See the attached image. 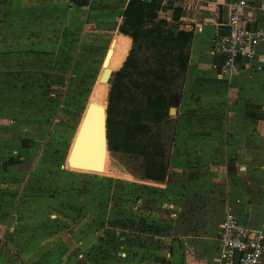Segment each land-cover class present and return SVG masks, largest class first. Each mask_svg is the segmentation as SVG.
I'll list each match as a JSON object with an SVG mask.
<instances>
[{
	"label": "crops",
	"instance_id": "obj_1",
	"mask_svg": "<svg viewBox=\"0 0 264 264\" xmlns=\"http://www.w3.org/2000/svg\"><path fill=\"white\" fill-rule=\"evenodd\" d=\"M229 1L232 0H162L165 8L159 12L167 20L176 14L179 29L191 31L192 40L169 173L164 182L141 180L153 199H138L140 203L136 206H144L146 210L137 220L142 218L163 228L170 226L166 234L171 233L179 241L178 264H217V234L227 210L241 224L264 232V43L257 45L255 58L244 62L239 71L222 75L223 58L213 52V46L219 36L217 27L227 25ZM247 1L254 19L251 26L264 31V11L259 9L261 0ZM127 2L6 0L0 18V69L30 62L37 67L32 70L46 73L52 68V62L59 60L64 65L65 77L61 73L54 80L60 83L67 78L69 63L60 60L62 44L67 45V39L60 32L65 27L75 30V34L79 30L80 42H83V28L99 27L103 24L100 19L105 18L107 23L111 19V25L119 33ZM76 41L78 46V38ZM66 50L67 47L63 52ZM75 68L76 65L69 66L70 76ZM0 75L6 77V72ZM184 117L187 118L183 120ZM6 174L12 176L14 171ZM196 191L201 196L194 197L192 192ZM116 214L111 215L114 217L111 221L118 218ZM123 215L129 218L127 213ZM14 218L0 219V264H84L86 252L101 241L93 229L95 225L92 232L80 225L81 230L76 229L72 234L76 247L65 256L46 246L49 236L37 234V241L30 236L25 239V233L16 231ZM111 221L105 224L102 240L109 247L117 241L121 250H126L124 257L128 256L123 264H148L152 254L155 261L150 264H173L174 240L172 250L164 257L163 251L158 252L164 234H137L140 243L131 244L125 235H120L127 230ZM6 226H11V230ZM93 258L89 264L103 261L102 255H93Z\"/></svg>",
	"mask_w": 264,
	"mask_h": 264
},
{
	"label": "rangeland",
	"instance_id": "obj_2",
	"mask_svg": "<svg viewBox=\"0 0 264 264\" xmlns=\"http://www.w3.org/2000/svg\"><path fill=\"white\" fill-rule=\"evenodd\" d=\"M5 2L0 0V18ZM84 11L86 22L88 8ZM106 21L101 18L103 24L99 27H84L83 42H80L79 30L75 34V30L65 27L60 32L67 39V45L62 44L60 60L69 62L65 63L67 78L62 79L61 86L54 80L61 73L65 77L64 65L59 60L53 61L52 68L46 73L32 70L37 67L30 62L29 65L0 69V72H6V77L0 75V219L16 217L13 220L16 231L25 233V239L30 236L31 240L37 241V234L49 236L46 246L63 255H69L76 247L72 234L80 229V225L87 228V232L95 229L101 241L99 239L86 252L84 264L92 262L93 255H102L101 264L126 262L128 254L124 257L126 250H121L117 241L110 247L103 243L105 224L114 219L111 217L114 213H127L129 219L137 220L146 210L144 206H136L140 203L138 199H153V194L141 181L145 166L142 156L104 147V110L110 86L131 46L130 39L117 33L111 25V19L109 23ZM65 47L68 50L63 52ZM110 48L109 61L103 65ZM8 62L5 61V65ZM70 65H76L72 76ZM104 67L112 69L107 84L99 82ZM180 99L173 106L175 113L168 112V118L151 124L153 133L165 145L167 174L180 117ZM87 111L73 162L81 169H73L66 166V159ZM12 171V176L6 174ZM167 227L158 247L164 257L172 250V241L177 239L169 232L166 234ZM6 229L11 230V226ZM146 242L152 244L153 240ZM148 259H151L148 264L155 261V254Z\"/></svg>",
	"mask_w": 264,
	"mask_h": 264
},
{
	"label": "trees",
	"instance_id": "obj_3",
	"mask_svg": "<svg viewBox=\"0 0 264 264\" xmlns=\"http://www.w3.org/2000/svg\"><path fill=\"white\" fill-rule=\"evenodd\" d=\"M164 8L162 0L126 3L118 32L131 39V46L115 73L106 108L108 149L142 156V178L155 182L165 181L167 160L164 142L153 133L151 124L168 118L169 108L181 97L192 40L191 31L179 29L176 14L171 20L159 15ZM117 217L112 224L127 230L120 235L131 244L140 243L137 234L165 232L144 220L125 218L123 213Z\"/></svg>",
	"mask_w": 264,
	"mask_h": 264
},
{
	"label": "built area",
	"instance_id": "obj_4",
	"mask_svg": "<svg viewBox=\"0 0 264 264\" xmlns=\"http://www.w3.org/2000/svg\"><path fill=\"white\" fill-rule=\"evenodd\" d=\"M226 7L230 32L215 39L213 52L223 58L222 75L230 76L239 71L244 62L255 58L257 45L264 43V31L251 26L254 19L247 0H232ZM259 9L264 11V0ZM217 240V264H264V232L241 224L231 210L224 213Z\"/></svg>",
	"mask_w": 264,
	"mask_h": 264
},
{
	"label": "water",
	"instance_id": "obj_5",
	"mask_svg": "<svg viewBox=\"0 0 264 264\" xmlns=\"http://www.w3.org/2000/svg\"><path fill=\"white\" fill-rule=\"evenodd\" d=\"M218 35L219 36H225V35H229V32H230V27L228 25L226 26H223V25H219L218 27ZM108 53V51H107ZM106 59V56L104 58V60ZM111 74H112V71L111 69H108V68H103L100 76H99V81L101 82H105V83H108L110 77H111ZM175 110L176 108L175 107H170L169 108V114H172V113H175ZM104 132H103V135L105 137V140H104V147L108 150V139H107V127H106V118H107V114H106V109L104 110ZM75 146V145H74ZM74 146L72 147L74 149ZM103 149V147H102ZM72 154V153H71ZM99 164H97L96 167H98ZM173 244H174V249L172 251V255H171V262L173 264H178L180 263V252H179V241L178 240H174L173 241ZM238 255H236L235 258H237Z\"/></svg>",
	"mask_w": 264,
	"mask_h": 264
},
{
	"label": "bare ground",
	"instance_id": "obj_6",
	"mask_svg": "<svg viewBox=\"0 0 264 264\" xmlns=\"http://www.w3.org/2000/svg\"><path fill=\"white\" fill-rule=\"evenodd\" d=\"M111 52H112V49L110 48V49L108 50V53H106V59L103 61V65H107V63H108V61H109V58H110V56H111ZM104 68H108V67H104ZM108 69H111V68H108ZM111 71H112V69H111ZM99 82H100V83L107 84V83H105V82H101V81H99ZM92 105H93V101L89 104L88 111L91 109ZM88 111H87V113L84 115V117H83V119H82V121H81L80 128H79V130H78V132H77V135H76V137H75V140H74V142H73V144H72V147L75 145V146H74V149L71 147L70 153H69V155H68V157H67V159H66V166H67V167H70V168H73V169H81V168L75 166V165L73 164V162H74V157H75V154H76V149H77L78 140H79V137H80V134H81L82 127H83V125H84V123H85V121H86V119H87ZM71 153H72V154H71Z\"/></svg>",
	"mask_w": 264,
	"mask_h": 264
}]
</instances>
